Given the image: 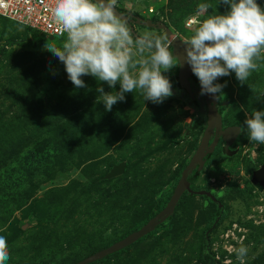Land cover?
Here are the masks:
<instances>
[{
	"label": "rangeland",
	"instance_id": "1",
	"mask_svg": "<svg viewBox=\"0 0 264 264\" xmlns=\"http://www.w3.org/2000/svg\"><path fill=\"white\" fill-rule=\"evenodd\" d=\"M178 1L117 0V7L131 17L161 22L172 32L167 36L166 31L133 23L130 27L134 33L151 31L170 41L180 37L184 42L209 9L192 8L189 4L188 15H184L177 8ZM150 8L154 13L149 12ZM191 18L197 22L188 25ZM46 42L59 45L62 40L36 32L28 34L23 26L0 16V121L11 119L17 127L19 120L24 122L19 127L20 136L0 145L5 158L14 154L9 163L17 165L7 172L4 170L8 166L0 169L7 196L0 206V235L11 234L14 219L15 225L26 232L8 246L10 258L6 264H72L122 238L159 213V198L173 193L175 180L197 152L204 133L199 123L202 114L184 97L178 82L180 66L164 73L172 84L171 97L154 104L144 101L139 91L125 93L133 97L132 110L125 121L110 128L102 117L104 104L96 103V89L103 86L105 92H115L119 85L112 89L91 76H83L86 87L75 91L64 65L44 48ZM258 64L245 83L238 81L235 73L215 81L226 85L223 95L217 94L226 107L225 128L246 127V114L253 109L264 110V59ZM38 68L43 75L37 80L38 87L48 84L43 82L49 81L46 75L50 76L55 85L65 89L62 102H49L42 94L44 104L36 107L30 104L29 87L28 94L22 95L19 83L23 70L27 69L33 77ZM25 109H34L39 116L29 121L25 119ZM77 109L89 117L82 121L88 133L85 151L62 169H53V160L38 162L32 152L37 143L45 147L48 135L37 133L33 124L43 127L60 119L66 121ZM241 134L232 148L236 151L233 156L226 154L223 141L202 171L194 189L197 193L182 197L171 222L166 221L157 234L99 264H217L215 254L224 255L219 249L225 245L222 234L234 223L245 234L236 249L245 247L247 254L243 258L237 255L233 264H264V186L252 183L253 173L264 163V145L250 142L246 132ZM123 162L130 167L124 182L117 181L118 177L105 182L106 175ZM209 190L219 197V206L228 215L211 234V251L205 252L204 231L218 206L200 195ZM22 194L30 197L27 204L13 210L10 216L7 208L12 211L17 204L10 196H19L20 201L24 199ZM28 209L37 211L42 221Z\"/></svg>",
	"mask_w": 264,
	"mask_h": 264
},
{
	"label": "clouds",
	"instance_id": "2",
	"mask_svg": "<svg viewBox=\"0 0 264 264\" xmlns=\"http://www.w3.org/2000/svg\"><path fill=\"white\" fill-rule=\"evenodd\" d=\"M221 4L226 10L200 19L184 41L183 61L199 80L201 95H223L226 85L215 81L231 73L245 83L264 59V7L257 0H219ZM210 7L200 5L203 10ZM116 8L117 0H54L51 12L63 39L59 45L46 42L44 48L64 65L75 88L86 87L83 76L112 89L119 85L115 92L97 87L96 103H103L106 111L123 101L125 93L134 91L144 101L163 103L173 95L164 73L181 65L171 51L173 41L151 31L134 33ZM244 125L238 132H246L250 142L264 145V110L246 114ZM246 254L245 247L238 250L240 258ZM9 258L7 237L0 235V264Z\"/></svg>",
	"mask_w": 264,
	"mask_h": 264
},
{
	"label": "trees",
	"instance_id": "3",
	"mask_svg": "<svg viewBox=\"0 0 264 264\" xmlns=\"http://www.w3.org/2000/svg\"><path fill=\"white\" fill-rule=\"evenodd\" d=\"M190 1H191V3H188ZM258 2L262 7H264V0H258ZM205 3L211 5V7L208 8L209 13H207V15L219 14L220 12L222 13L226 10V6H224L222 4L219 5V0H179L178 4H177V8L179 9L180 13H182V14L184 13V15H188L187 9L189 8V4L191 5L192 8H200V5L205 4ZM186 18H188V17H186ZM23 27L25 28V30L28 34H31L33 32L39 33V32H37L31 28H28L25 26H23ZM49 39L62 40L63 38H49ZM184 50H185V45H184V42L181 40V38L180 37L174 38L172 49H171V51H173L174 55H176L178 57L179 54L182 53V51H184ZM29 69H31V68H29ZM29 73L30 72L27 69L23 70L21 78H20L19 87L22 90V95H27L28 92H31V96L29 99H31L32 103H30V104L37 105L36 107H42V105L44 104V102L41 99L42 94H44L47 97L49 102H53L56 100H58L59 102H62L65 99L64 96H61L62 92H64L65 89L63 87L55 85L53 80L48 75H46V76L49 78V81L43 82V83H48V84L42 86L43 88L40 85L38 87V85L36 84L38 78L39 79L43 78V75H42V77L40 76L41 68L37 69V72L34 74L36 76L34 77V75H33L34 78L31 77ZM31 80H35L36 82H34L33 84H26V83H29ZM196 81H198V79H196ZM178 82H179V79H178ZM49 83L51 85H49ZM198 83H199V81H198ZM26 87L30 88V89H28V92L26 91ZM72 89H74L76 91V88L74 86L72 87ZM92 99L93 98L89 99V102ZM132 101H133V97L125 96V99L123 101H119L115 105H113L111 111H105V113L102 114L103 115L102 117L104 118L105 121H107L106 124H108V126L110 128H113V126L115 124H117L119 121H125V118L128 116V114L132 110L131 109ZM25 104H28V103L26 102ZM196 105L197 106L195 108L202 114V118L199 121L200 127L203 129V131H205L207 121H206L205 115L202 112V109L204 107V102L201 100V98L199 99V102ZM29 109H31V108H29ZM29 109L23 110L25 119H28L29 121H31L32 119H36L37 116H39V115L36 114L34 109H33V111L28 112L27 110H29ZM220 113L222 115V119H223V123H224V118H225V113H226V107L225 106H223V105L221 106ZM63 115H66V114H63ZM97 115H98V113H97ZM67 118L68 119L66 121H61L62 119H60L51 125H46L43 127L40 125H37V124H33V125H36L35 130L37 133L42 134V135L46 134V135H48V137L46 139H44L47 141L45 143V147H40L39 143H37L32 153H33L35 159L40 163H43L46 161L51 162V160H53V164H52L53 169H54V167L56 169L57 168L62 169L67 164H69L70 162L75 161L76 156L78 154L83 153L85 151L87 145H88L87 140H86L88 133L85 131V128L83 126L82 121L86 122L89 119V117H87V116L84 117L82 115V113L79 111V109H77V110H75L74 113L69 115ZM94 119L97 121V117L94 116ZM18 123L21 126L24 122L22 121V123H21L19 120ZM19 127H17L15 125V121H12L11 119L10 120L6 119L3 121H0V145L5 146V145H7V140H9V139L12 140L17 135L20 136L19 133L21 131V128H19ZM98 127H99V125H98ZM98 127H91V128H93V130H95V129H98ZM239 127L241 128L244 126L240 125ZM241 136H242V134L239 136V138L234 143V145L239 142V140L241 139ZM222 143H223V140L221 139L220 142L218 143L217 147L215 148L214 152L212 154L207 155L206 162H205V168L209 166L213 155L219 150ZM233 146L231 147V150H232ZM13 155L14 154H11V156H9V158H10V160H9V158H5L3 156V154L0 152V169L2 167L5 169L8 166L9 168L4 170L5 172H7V171L11 170V168L17 167V165L13 166V162L9 163L12 160V158L14 157ZM188 165H189V163L186 164L183 167V169L181 170V172L179 173L178 178L175 180V184L173 186V189L176 188L178 182L181 179V175H182L183 171L187 168ZM129 169H130L129 165L128 166L126 165L125 173L122 175V177H120V178L118 177L117 181L124 182V178L126 179V177L128 176L127 174H128ZM202 171L203 170H200L198 167L191 170L189 176H190V179L192 180V188L193 189H195V185H196ZM115 179H106L105 182L111 183ZM4 183H5V180L2 177H0V206L3 204L4 198H7L6 192L4 191L6 189V187H3ZM119 192L121 193V191H119ZM206 193L212 194L217 199L219 198L213 191L206 192ZM186 194H188V193H186ZM22 195H24V199L22 198L20 201L17 199L19 196H15V197L10 196V199H13L15 201V203H17V204H15V208H13L12 211L9 208H7V211H9L10 216L13 215V210L23 209V207L27 204L26 202L30 197L25 196V194H22ZM200 195L205 199H208L207 197L209 196V195L207 196V194H205L206 196L202 195L201 193H200ZM171 196H172V194H168V193L161 195V197L159 198V200H160L159 212L162 211L166 207V205L168 204V202L171 199ZM210 202H212V201L210 200ZM212 203L215 204L214 202H212ZM215 205H217V204H215ZM179 206H180V202L176 207V211L179 208ZM27 208L30 209L31 205L28 206ZM29 209L27 210L28 213L30 212ZM176 211H175V213H176ZM37 213H38L37 211H33V210H32V212H30V214L36 215L37 219L42 221L41 216H39V214H37ZM175 213L172 217H170L167 220L168 222H171L173 220ZM156 215H154V216H156ZM227 215H228L227 212H225L223 210L222 206L218 205L216 207V210H215L214 214L211 216L209 222L206 225L205 231H204L203 249L205 252L211 251V238H210L211 234L217 228V226L227 218ZM154 216H152L148 219H145L141 224L137 225L133 230H131L130 232L125 234L122 238H120L116 241H113L112 243H110V244H108V245H106V246H104V247H102L96 251L91 252L88 256H86L83 259H77V260L73 261L72 264H79L80 262L84 261L86 258H89L90 256L95 255L99 251L104 250V249L108 248L109 246H111L112 244L124 239L126 236L137 231L141 226L145 225ZM16 221H17V219H14V221H13L14 227L11 229V234L9 236H6L8 246L10 244L15 243L22 235H25V233H26L25 230H23L19 226L15 225ZM165 223L158 226L153 233H150L148 236H145L144 238L140 239L139 241H137L133 245H136L139 242L146 240L147 238H149L153 234H157L161 229H163ZM130 247L131 246H129V247H127V248H125L119 252H116L114 254H111L105 258H102L100 260H97V261H94V262L88 263V264L102 263L114 255H118L121 252H126ZM223 254L225 255V252ZM237 255H238V253L232 255V257L237 258ZM217 264H222V263L217 261Z\"/></svg>",
	"mask_w": 264,
	"mask_h": 264
},
{
	"label": "water",
	"instance_id": "4",
	"mask_svg": "<svg viewBox=\"0 0 264 264\" xmlns=\"http://www.w3.org/2000/svg\"><path fill=\"white\" fill-rule=\"evenodd\" d=\"M119 15L124 17L130 22L131 16L122 12L120 8H116ZM133 21L137 24H142L147 28H153L158 30L166 31L167 36L172 34L171 30L167 27V25L162 24L161 22H154L153 20H144L141 17H134ZM185 50L179 54L178 58L181 59V65L179 70V83L182 89L190 95L191 98H195L194 88L192 85V78L194 74L191 71L190 66L183 61ZM199 96L201 100L204 102V107L202 109L203 114L206 117L207 125L203 137L201 139V143L197 149V152L193 156L187 168L183 171L181 175V179L178 182L170 201L166 205V207L160 211L156 216L150 219L145 225L141 226L137 231L129 234L124 239L112 244L110 247L99 251L95 255L86 258L84 261L79 264H88L94 261L105 258L111 254L119 252L129 246H132L140 239L148 236L150 233H153L156 228L163 223H165L170 217H172L176 211V207L182 199L183 195L187 192L189 194L193 193L191 188L192 180L189 179V175L191 170L195 168H199L200 170H204L206 157L209 154H212L217 147L218 143L222 139L226 142L225 152L229 156H233L236 154L235 150H231V147L237 141L240 136L239 126H232L228 128H224V123L222 119V115L220 113V103L219 97L217 94H204L201 95V86H198ZM205 110V111H204ZM126 163L123 162L117 166H115L111 172L106 176L107 179H114L119 176H122L126 171ZM252 183L255 185L264 186V163L262 166L257 169L253 173ZM202 195H211L210 193L201 192ZM214 198V197H213ZM215 199V198H214Z\"/></svg>",
	"mask_w": 264,
	"mask_h": 264
},
{
	"label": "built area",
	"instance_id": "5",
	"mask_svg": "<svg viewBox=\"0 0 264 264\" xmlns=\"http://www.w3.org/2000/svg\"><path fill=\"white\" fill-rule=\"evenodd\" d=\"M54 0H0V16L9 19L22 26L31 28L48 38H63L61 30L54 20L51 8ZM154 13V9H149ZM197 22L196 18L188 20V25ZM244 229L239 224L234 223L231 228L223 232L222 238L225 245L219 249L225 252L222 256L220 252L215 254V259L222 264H232V255L238 253L236 249L245 240ZM218 249V250H219Z\"/></svg>",
	"mask_w": 264,
	"mask_h": 264
},
{
	"label": "flooded vegetation",
	"instance_id": "6",
	"mask_svg": "<svg viewBox=\"0 0 264 264\" xmlns=\"http://www.w3.org/2000/svg\"><path fill=\"white\" fill-rule=\"evenodd\" d=\"M122 12H124V13H126L127 15H129L130 13L128 12H125V11H123V10H121ZM133 18H134V16H132L131 17V20H130V22L133 24V23H135V21H133ZM196 79H197V77L194 75V77L192 78V85H193V88H194V93H195V98L193 99V98H191L190 97V95L188 94V93H186L183 89H182V92H183V95H184V97H187L188 98V100H189V102L194 106V107H196L197 105V103L199 102V99H200V96H199V91H198V86L200 85V83H198V81H196ZM219 103H220V108H221V106L223 105V106H225L221 101H220V99H219ZM225 128V127H224ZM205 132V131H204ZM204 134V133H203ZM192 160V159H191ZM190 163V162H189ZM189 179H190V176H189ZM191 188H192V184H191ZM175 190V189H174ZM192 190H193V193H197V192H195V190L192 188ZM174 192V191H173ZM205 192H210V191H205ZM187 193V192H186ZM185 193V194H186ZM173 194V193H172ZM184 194V195H185ZM189 194V193H188ZM206 196V195H205ZM208 196V195H207ZM214 196L211 194V196H208L207 198V200L208 201H212V202H214L215 204H217V205H219V199H217V198H213ZM205 199V198H204Z\"/></svg>",
	"mask_w": 264,
	"mask_h": 264
}]
</instances>
